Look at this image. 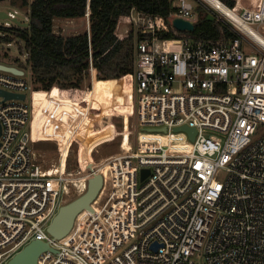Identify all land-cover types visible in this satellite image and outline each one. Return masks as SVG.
<instances>
[{
	"label": "built area",
	"instance_id": "built-area-1",
	"mask_svg": "<svg viewBox=\"0 0 264 264\" xmlns=\"http://www.w3.org/2000/svg\"><path fill=\"white\" fill-rule=\"evenodd\" d=\"M170 1L167 17L132 9L129 22L151 36L136 43L132 111L139 130L158 137H136L107 158L96 209L60 239L47 227L69 188L61 171L38 164L30 73L0 75V91L24 95L0 94V264L34 239L53 249L37 264H264V0L240 11L221 1L235 17L207 0ZM203 15L234 37L158 36L175 18Z\"/></svg>",
	"mask_w": 264,
	"mask_h": 264
},
{
	"label": "trees",
	"instance_id": "trees-1",
	"mask_svg": "<svg viewBox=\"0 0 264 264\" xmlns=\"http://www.w3.org/2000/svg\"><path fill=\"white\" fill-rule=\"evenodd\" d=\"M22 5L29 6V26L0 25V39L7 44L11 37L23 42L18 51L27 54L24 67L32 81L33 114L48 99L85 100L89 84L86 91L84 85L90 78V65L97 73L94 104L131 108L136 43L151 36L137 34L132 28L119 34V25L129 24L132 9L164 18L174 10L170 0H22ZM87 10L88 29L70 35L55 33V20L86 19ZM197 10L202 14V8ZM207 16L203 15L191 32L171 29L158 36L187 37L203 44L222 43L234 37L215 18L209 20Z\"/></svg>",
	"mask_w": 264,
	"mask_h": 264
},
{
	"label": "rangeland",
	"instance_id": "rangeland-1",
	"mask_svg": "<svg viewBox=\"0 0 264 264\" xmlns=\"http://www.w3.org/2000/svg\"><path fill=\"white\" fill-rule=\"evenodd\" d=\"M220 1L229 7L235 6L237 11H240L242 6L257 9L260 4V0H229L234 3L233 5L227 2L228 0L226 2L224 0ZM198 8L199 6L195 8L196 14L200 13L197 10ZM200 8L205 12L204 7L200 6ZM0 11L12 13L17 20L25 22L28 19L29 6H23L22 0H1ZM68 21L55 20L54 31L70 35L87 29L85 18ZM5 24L16 25L9 18L0 19V25L4 26ZM129 30V24L123 23L119 25V34H126V31ZM4 34L9 35L8 32ZM11 40L7 44L0 39V64L19 67L28 72L24 67V57L18 51L19 45L22 46L23 42L15 37H11ZM4 74V72L0 71V75ZM96 74L95 70L90 71V78L84 85V90L86 91L89 84L85 100L74 102L48 99L43 102L36 113H32L29 124V130L32 134V145L37 154L38 164L45 169L56 166L59 169V173L56 172V174L60 175L61 171L67 177L65 185L69 188V194L65 196V204L79 196V191L76 187V177L78 175L82 176L87 185V180L91 177L87 176V170L84 168L87 160L96 164H99L102 160L104 167L98 168L101 169V172L107 169L109 173L106 162L109 156L129 146L130 142L134 141L136 137L141 136L146 141H152L155 137H158L156 133H146L139 130V126L135 121L134 111H132L135 100L134 94L131 96V108L103 107L94 104V96L91 98V92L93 90L94 93L97 92L95 84ZM28 76L26 74V77ZM92 85L94 86L93 88ZM89 108L94 119L92 120L91 130L87 133L84 130L83 121ZM131 124L134 126H130ZM175 137L182 139L184 135L180 133L176 134ZM102 190L92 202L95 207ZM194 259L199 264L203 263L200 257H195Z\"/></svg>",
	"mask_w": 264,
	"mask_h": 264
},
{
	"label": "water",
	"instance_id": "water-1",
	"mask_svg": "<svg viewBox=\"0 0 264 264\" xmlns=\"http://www.w3.org/2000/svg\"><path fill=\"white\" fill-rule=\"evenodd\" d=\"M1 1V0H0ZM8 18V14L0 11V19ZM201 18V17H200ZM207 19L213 20L214 17L212 15L207 16ZM17 26L20 27H28L29 23H22L19 20L12 19ZM172 25L174 29L178 31H188L191 32L194 30L195 23L191 20H186L183 18H175L172 21ZM0 71L11 73L13 75H22V71L13 67L6 66L0 64ZM0 94L5 98H19L24 99V95H16L12 93H7L4 91H0ZM185 131L188 132L190 137L193 136L194 130L184 128ZM91 165H89V168ZM146 175V172H143V177ZM103 184L102 176L99 174H94L87 181V189L84 193L77 196L70 202L63 204L59 207L58 211L52 218L50 224L47 227V232L56 239H60L66 236L71 230L74 219L77 214L82 210L93 211L91 207V203L97 197L98 192L100 191ZM46 250L53 249L49 246L47 242H44L39 239H34L30 241L27 245H25L19 252L14 254L6 264H37L38 257Z\"/></svg>",
	"mask_w": 264,
	"mask_h": 264
},
{
	"label": "bare ground",
	"instance_id": "bare-ground-1",
	"mask_svg": "<svg viewBox=\"0 0 264 264\" xmlns=\"http://www.w3.org/2000/svg\"><path fill=\"white\" fill-rule=\"evenodd\" d=\"M207 2L212 6L214 7L215 9H218L219 11H221L222 13H226L230 16H233L235 17V15H233L229 10L228 8L220 1V0H207ZM71 20H69L68 22H70ZM74 22V21H73ZM68 27V26H67ZM250 30V29H249ZM251 31V30H250ZM252 32V31H251ZM94 94V90L91 92V98ZM87 101V100H86ZM91 101V100H90ZM88 108V107H87ZM101 110V108H99ZM85 113V112H84ZM100 114V113H99ZM107 114V113H106ZM111 114V113H110ZM94 119L93 115H92V111L90 110V108L87 110L86 112V117L84 119V130L85 132H89L91 130V127H92V120ZM128 143V142H127ZM86 150V149H85ZM94 162L92 161H86V167H87V176H93L94 174H99L102 176V180H104V177L108 178L109 176V173H108V170H103L101 172V169L98 168V167H104V163L101 162L99 164H96V168L94 169L93 168V164ZM89 165H91V167L89 168ZM49 173L48 174H51V173H54V172H58L59 173V169L58 167L54 166L53 168H49ZM80 172V171H79ZM105 173V174H104ZM77 188H78V191H79V195H81L82 193H84L87 189V185H86V182L84 181V179L82 178V176H77ZM88 181V180H87ZM103 186V184H102ZM103 187H101L100 191L102 190ZM100 191L98 192V194H100ZM98 197V195H97ZM96 199V198H95ZM94 199V200H95ZM93 200V201H94ZM91 207L93 208V210H95V206L91 204ZM90 213V214H93L94 211H89V210H82L80 211L77 215L78 217H82L84 216V213Z\"/></svg>",
	"mask_w": 264,
	"mask_h": 264
},
{
	"label": "crops",
	"instance_id": "crops-1",
	"mask_svg": "<svg viewBox=\"0 0 264 264\" xmlns=\"http://www.w3.org/2000/svg\"><path fill=\"white\" fill-rule=\"evenodd\" d=\"M202 12V11H201ZM196 24V23H195ZM188 32V31H187ZM197 44V43H196ZM201 44H203V43H201ZM95 95V93L93 94V96Z\"/></svg>",
	"mask_w": 264,
	"mask_h": 264
}]
</instances>
